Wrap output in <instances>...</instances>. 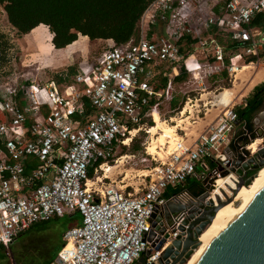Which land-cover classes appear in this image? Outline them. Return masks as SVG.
<instances>
[{"label": "built area", "instance_id": "2783aa9c", "mask_svg": "<svg viewBox=\"0 0 264 264\" xmlns=\"http://www.w3.org/2000/svg\"><path fill=\"white\" fill-rule=\"evenodd\" d=\"M258 14L264 15V0H152L140 18L138 40L119 47L103 41L108 49L93 64L79 65L64 92L54 80L8 85L1 91L0 247L8 250L36 223L77 212L81 224L64 232L63 246L50 264H159L187 217L186 212L170 216L167 226L166 204L194 202L188 181L199 182L211 196L219 181L229 180L232 185L226 188L232 194L230 186L240 183L234 172L238 156L242 151L253 156L264 147V135L256 150L250 149L252 134L236 130L235 106L231 101L221 104L222 90L215 97L221 107L215 119L193 139L176 142L163 159L159 151L143 189L131 193L106 184L104 168L120 141L140 126L141 115L152 117L160 100L171 98L173 74L163 91L150 84L157 65L173 64L172 72L182 69L201 91L224 70L232 79L235 69L242 68V56L233 54L226 66L224 48L208 30L215 27L242 43L241 53L259 63L264 36L249 28ZM186 38L196 43L181 55L179 43ZM151 99L155 104L145 112ZM162 227L169 237L157 250Z\"/></svg>", "mask_w": 264, "mask_h": 264}, {"label": "rangeland", "instance_id": "374dc122", "mask_svg": "<svg viewBox=\"0 0 264 264\" xmlns=\"http://www.w3.org/2000/svg\"><path fill=\"white\" fill-rule=\"evenodd\" d=\"M36 33L38 36H36ZM48 33L52 37L47 27L37 28V31L33 35L35 36L34 44L38 46L29 44L25 36L18 35L9 25L3 8L0 6V36L4 37L1 42L6 43L5 46L2 45V51H0V93L8 85L17 87L24 83L28 85L30 83L45 85L52 80L57 83L56 85L59 91L64 92L63 87L65 84H68V82L72 83L74 76L64 78L65 81L61 83L55 79L57 75L65 73L69 67L76 68L83 64H93L97 61L99 55L108 49L107 44L103 41H90L89 48L86 52L72 55L65 62V58L62 59L63 55L61 53L51 52ZM84 43H86V39L82 40L81 44H79L82 46L81 49H84ZM79 45L78 47H80ZM261 55L260 59L263 58L264 53ZM244 59L245 62L250 60L248 57ZM256 62L255 60V65ZM215 86L216 85L209 80L205 83V91H201L197 84L189 77L183 83L172 85L171 93L173 97L179 99L178 107L174 110L171 109L169 104L170 99L166 97L160 100L157 112L153 113L152 117L145 118V122L139 127L140 130H138L132 137L131 142H129V148L121 146L117 149L115 156L110 159L109 166H115V168L110 172L108 178H106V184L114 186L117 189H127V191L131 193H133L135 189L138 191V189H143L144 186L148 185L150 181L149 171L156 166V154L162 152L160 157L163 159L165 155L169 154L166 153L173 149L172 145L168 143L169 141L175 139L180 140L182 138L190 140L196 137V134L200 132L195 122H200L198 117L199 119L204 117L203 103H206V107L210 109V102L216 101L214 97L217 96L219 92H222L221 90L214 92V89L218 87ZM229 87H231L229 81L221 84V88L227 89ZM209 91H211V93L207 95ZM204 94L207 96L204 100L199 101L201 95ZM188 99H190L189 102ZM186 105L188 106L187 110L184 117L181 118L180 114ZM237 107L238 106L235 107V110L238 109ZM214 108L219 109L221 107L217 105ZM188 111L192 113L190 116ZM175 119L184 120V122L180 124L181 127L175 130V137L173 135L171 136L172 133H169L168 136L166 135L167 137H164L166 142L161 141L154 146L156 153L151 155L148 154L146 148L150 144V134L147 133V129L151 127L148 124L149 121H151L154 126L161 121L165 122L168 126H175ZM137 129L138 128H135V130ZM257 137L258 135H253V138L258 139ZM253 138L252 142L254 141ZM132 143L136 147V151L132 150ZM167 147H169L168 150ZM122 157L126 158L121 160ZM153 157L155 160H152ZM101 175L102 172H99V176ZM209 191H211V189H209ZM233 196L234 195H231L232 198ZM226 201L227 199L223 204H225ZM237 205L238 203H235V206ZM231 206H233V204ZM64 223L65 220H63L62 217L57 221L50 222L48 228L44 231L24 236L20 242L15 241L12 247L14 251L16 250L15 258L19 259L18 264H26L32 257L35 259L37 250L32 249L33 247L43 246V251L47 256L54 255L58 244V233ZM1 254H5L7 259L3 261L0 260V264H15V258L9 249L5 250L4 253L1 252Z\"/></svg>", "mask_w": 264, "mask_h": 264}, {"label": "trees", "instance_id": "16d2710c", "mask_svg": "<svg viewBox=\"0 0 264 264\" xmlns=\"http://www.w3.org/2000/svg\"><path fill=\"white\" fill-rule=\"evenodd\" d=\"M152 0H0V6L6 15L9 25L20 36L29 34L33 29L43 25L48 28L52 34L51 45L54 49H63L75 43L78 36L87 37L90 41H106L112 40L116 46H124L131 40L136 42L139 37V22L142 14L151 3ZM250 29H256L264 33V15H256L250 25ZM215 27L209 28L208 32L214 31ZM3 36H0V51L2 45H6L3 41ZM196 40L190 38L184 39L179 43V53L181 55L187 54L191 47L195 45ZM219 43L224 48L225 58L224 64L229 65V57L238 52L244 47L240 42L231 40L230 38H220ZM262 56L259 54V58ZM257 58L252 57L247 62H255ZM173 64L159 63L153 72L150 84L156 92L163 91L167 88L169 83L168 75L172 73ZM79 72V67H69L63 74L55 77L61 82V78L68 76H75ZM173 74V73H172ZM220 76L223 78L222 84L228 81L227 71H223ZM188 75L181 71L179 75L174 76L171 80L173 84H179L186 81ZM27 84V83H24ZM178 98L173 97L169 100L170 108L176 109L178 107ZM264 101V83L254 87L250 96L245 100V106L242 109H237L236 113L238 121L244 123L248 132H252L253 124L252 118L263 105ZM155 101L150 100L145 112L151 110ZM87 108V105H86ZM144 112V113H145ZM143 113V114H144ZM140 125L145 122V117L141 115ZM151 127V121L148 123ZM134 129L137 128L135 125ZM253 138V135H252ZM133 145V143H132ZM132 150L136 151L133 145ZM28 172V171H27ZM257 172L248 174L254 175ZM88 176L92 178L93 169H89ZM187 188L193 197H199L204 193L203 188L199 182L188 181ZM169 193L165 194L168 197ZM55 219L53 221H57ZM65 223L62 225L58 233V244L54 255L47 256L43 251V246L33 247L36 249L35 259L32 257L26 264H50L57 253L63 246L62 236L64 232L72 227L81 224V216L79 213L65 215L63 217ZM50 222H40L32 225L28 230L21 233L16 239L20 242L24 236L31 233L41 232L48 228ZM16 257V250H13L12 245L8 248ZM5 249L0 247V260H6L4 253ZM15 264H18L19 259H14ZM20 264V263H19Z\"/></svg>", "mask_w": 264, "mask_h": 264}, {"label": "water", "instance_id": "95a60500", "mask_svg": "<svg viewBox=\"0 0 264 264\" xmlns=\"http://www.w3.org/2000/svg\"><path fill=\"white\" fill-rule=\"evenodd\" d=\"M263 135L264 129L257 138L260 139ZM248 156V152L242 151V155L238 156L235 164L239 169L234 172L240 177L237 190L242 186L248 187L257 176L258 171L264 166V147L258 149L253 156ZM250 172L257 173L246 178ZM244 178L246 179L244 180ZM256 191L249 205L242 209L244 201L240 204L235 216L228 222L222 233L212 238L210 246L200 258H197V254L192 264H264V187L258 193ZM209 198L210 195L204 193L195 198L192 205L166 204L164 210L167 226H170V216L186 212L187 217L177 228L180 234L159 258V264H186L200 246L199 237L210 225L218 210V207ZM230 200L227 198L226 203ZM222 205L223 203L220 204V206ZM152 227L157 230L156 219H154ZM172 232L174 233L175 230ZM159 233L163 235V239L157 250L166 243V239L169 237L165 227H162ZM150 235H154V233L152 232ZM140 262H143V259Z\"/></svg>", "mask_w": 264, "mask_h": 264}, {"label": "bare ground", "instance_id": "6f19581e", "mask_svg": "<svg viewBox=\"0 0 264 264\" xmlns=\"http://www.w3.org/2000/svg\"><path fill=\"white\" fill-rule=\"evenodd\" d=\"M252 69H253L252 67H244V66L242 69H235V72L237 73L236 80L243 77L245 73H249ZM232 93L233 91H223L220 96L222 98V102L224 101V99L228 97V95ZM204 98H205V95L202 96L201 100H204ZM187 107L188 106L186 105L184 109L182 110L180 114L181 118L184 117ZM171 120H174V119H171ZM182 122H184V120H181V119L176 120L175 126H168L165 122L161 121L159 124L148 128L147 133L150 134V144L146 148V151L148 152V154L151 155V154L156 153L154 146L161 141L164 142L165 141L164 137L166 135L168 136L169 133H172L171 136L173 135L175 137V130L181 127L180 124ZM139 127H137L138 128L137 130L133 129L128 138L122 139L120 141L119 148L121 146L122 147L129 146V142L132 139V137L138 132V130H140ZM177 141H179V139L171 140L168 143H170L173 146L175 145ZM259 143H260L259 139L254 140L250 149L256 150V147L258 146ZM124 158L126 157H122L121 160ZM114 168L115 166H109V165L106 168H104L103 178L104 179L108 178V175ZM223 183L225 184V182H222V181L218 182L219 187L211 194L209 198L214 203V205L218 207V210L214 214L213 220L210 222V225L206 227V229L203 231V233L199 237L200 246L194 251V253L189 258V260L186 262V264H192L197 254H198L197 258H200L201 255L206 251L207 247H209L210 244L212 243V238L220 235L222 231L224 230V228L226 227V225L228 224V222L235 216L236 210L239 208L240 204L244 201L242 205V209L248 206L249 203L254 198L256 189L258 188L256 191V193H258L264 187V166L258 171L257 176L254 178V180L248 187L242 186L238 190L236 187V190H235V188L230 186L229 189L235 190V194L233 193L231 194L230 192L228 193V189L226 187H229V186L227 184L232 185V183H230L229 180L226 181L227 184L223 185ZM231 195H234L233 198L231 197ZM227 198H230L231 202H229L227 205L223 204L222 206H220V204L224 203ZM235 203H238V205L235 206ZM232 204L233 206H231ZM188 205H192V204L190 203Z\"/></svg>", "mask_w": 264, "mask_h": 264}, {"label": "crops", "instance_id": "0c3cea01", "mask_svg": "<svg viewBox=\"0 0 264 264\" xmlns=\"http://www.w3.org/2000/svg\"><path fill=\"white\" fill-rule=\"evenodd\" d=\"M39 27L46 28L43 25H40ZM39 27H36L29 34L25 35V37L27 38V41H28L29 44L36 45V44H34L35 36L33 34L37 31V28H39ZM260 33L262 34L261 36H264L263 32H260ZM208 34L211 35L212 37L217 38L218 41H219L220 38H225V35H223L220 32L218 33L216 28H215L214 31H211L210 33L208 32ZM48 35H49L48 41H50L49 48H50L51 52L61 53L63 55L62 59L65 58V62L72 55H75L77 53H84L89 48L90 40L87 37L78 36L77 41L75 43H73L72 45H69V46H67V47H65L63 49L56 50L51 45V38H52L51 35L49 33H48ZM36 36H38L37 33H36ZM260 38H263V40H264V37H260ZM84 39H86V43L83 44L84 49H81L82 46L79 45V44H81V41L84 40ZM83 42H85V41H83ZM78 45L80 47H78ZM36 46H38V45H36ZM191 50H192V47H191ZM64 53H66V54H64ZM263 53H264V44L260 46L258 54H263ZM234 54H241V56H242V61H239V66H241L242 68H243V66L244 67H252L253 69L249 73H245L243 75V77H241V78H239L237 80H236L237 73L235 75H233L234 78L232 77V79H230L229 76H228V81L231 83V87H229L227 89L226 88H221V84H222L223 78L220 75H214L209 80L212 81V83L214 85L218 86L217 88H215L216 86L214 87L215 88L214 92H217L219 90H221V91L222 90L223 91H233L232 94L228 95V97L226 99H224L223 102H221L222 105L226 104V102H228V101H231L234 104L235 107L238 106L237 107L238 109H242L245 106V100L250 96V94H251L252 90L254 89V87L264 83V56L261 59L259 58L260 62L256 63V65H255L254 62H252V64H251V62H247V61L245 62L244 58L246 56H244L241 53V49L238 52L234 53ZM248 58L251 59V57H248ZM181 71H183V70L182 69H177L176 71H174L172 73H173L174 76H177V75L180 74ZM183 72H185V71H183ZM187 75H188L189 78H191L189 76V74H187ZM172 85H174V84L172 83ZM224 89H226V90H224ZM210 93H211V91H209L207 95H209ZM204 95H205V97L207 96L206 94H204ZM202 96H201V99H202ZM215 97H214V99H215ZM201 99L199 101H202ZM215 102L216 101L210 102V104H211V105H209L211 107L210 109H208L206 107V110H207L206 114L204 113L205 110L203 109L204 110L203 111L204 117L202 119H199V117L197 116L198 120H200V122H195V123L198 125V128H199L200 132H202L203 129H205V127H207V125H209L215 119L216 115L218 114L219 110L221 109V108H219V109L218 108H214V107H216L217 105L220 104L219 102L218 103L217 102L215 103ZM203 106H206V103H203ZM252 124H253L252 125L253 126V130H252V132H249V133H251L252 135H256V136L259 135L264 129V101H263V105L260 108V110L256 114H254V116L252 118ZM242 128H244L246 130V128L244 126V123H241L240 121H238L236 123V130L237 131L239 130V132H241ZM198 134H196V135H198ZM34 166L35 165H32V166L28 167L27 171H30Z\"/></svg>", "mask_w": 264, "mask_h": 264}, {"label": "flooded vegetation", "instance_id": "af4514ba", "mask_svg": "<svg viewBox=\"0 0 264 264\" xmlns=\"http://www.w3.org/2000/svg\"><path fill=\"white\" fill-rule=\"evenodd\" d=\"M250 173H252V172H250ZM250 177V176H249Z\"/></svg>", "mask_w": 264, "mask_h": 264}]
</instances>
